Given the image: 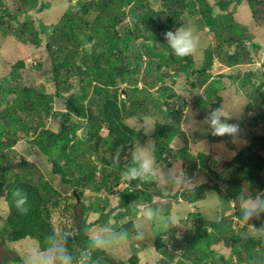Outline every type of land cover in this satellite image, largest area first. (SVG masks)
<instances>
[{
  "label": "trees",
  "instance_id": "trees-1",
  "mask_svg": "<svg viewBox=\"0 0 264 264\" xmlns=\"http://www.w3.org/2000/svg\"><path fill=\"white\" fill-rule=\"evenodd\" d=\"M38 1L20 0L14 13L4 0H0V34H14L17 40L29 42L36 48L42 46V36L46 35V51L52 63V80L38 87L23 82L24 60H19L10 74L0 78V199L4 200L8 210L0 229V238L7 244L31 238L38 242L41 252L48 254L49 238L54 236L57 240L63 238L64 246L72 257L71 264H119L110 261L113 255L90 246L92 238L88 235L89 230L108 223L114 210L107 212L110 207L108 198L86 202L88 191L97 195L104 192L116 195L120 201L118 217L136 218L140 206L151 208L156 215L171 214L170 210L158 207L154 181L126 176L127 167L133 163L132 151L145 137L142 131L129 126L126 120H155L154 154L158 163H166L163 155L171 153V143L182 131L181 119L187 106L186 98L175 90L182 75L188 82L191 81L193 89L209 84L205 91L207 97L198 96L196 104L201 103L203 110L212 111L223 104L219 92L224 87L219 82L221 80L211 74L216 60L221 61L222 66L232 68L242 61L250 62L251 52L259 46L255 43L248 47L244 32L239 33L235 29L236 12L230 11V7H237L244 0H216L221 14L217 16H214V8L207 0H164L162 9L158 11L152 9L146 0H76L81 15L67 11L53 25L40 21V26H37L34 20L28 18L21 25H14V21L21 15H28ZM247 2L253 19H257L264 1ZM48 7L41 4L38 11ZM186 11L190 15L200 12L202 22L199 20L198 25L219 30L222 38L223 29L230 31L222 46L216 45L205 51V61L198 69L192 54L175 56L164 36L167 31H175L184 24ZM92 14L95 17L87 20ZM128 16L135 18L134 25L119 28ZM227 43L230 46L235 44L236 50L226 49ZM34 70L42 71V63H37ZM255 75L256 72H252L243 78H232L241 80L244 88H252L257 93V97L253 92L249 94L251 101L247 111H258L254 120V125H258L264 121V78H261V84L255 86ZM222 77L225 76L222 74ZM48 84L55 85L54 93L49 91ZM123 84L126 86L122 87ZM217 85L221 89H215L216 100L212 103L207 99L212 98L213 87ZM120 93L125 95L124 100L119 98ZM61 98L65 99V108L57 111L55 101ZM50 119H58L56 131L50 128ZM104 128L108 131L105 136L101 133ZM208 137L213 143L228 144L233 136ZM20 140L30 142L49 158L51 173L58 176L61 184L71 189V193H61L25 157H21L18 165L14 163L17 156L9 155L8 151L15 153L14 147ZM236 150L233 158L224 163L231 176L224 181L227 189L222 188V183L210 180L200 186L201 190L208 188L231 202L240 196L244 191L242 185L247 183L251 196L264 199V134H254L246 146ZM126 153L131 160L126 161ZM181 156L193 161L191 170L200 166L211 171V159L205 153L198 155V163L186 150ZM122 181L127 183V187L118 190ZM17 189H23L28 194L26 212H21L13 199V192ZM197 191L195 195L189 191L181 193L182 198L189 204L204 200L201 191ZM65 213H70L75 223L65 229V233L66 230L74 232L72 236L65 235L63 229L56 232ZM90 214H98L99 218L88 224ZM235 214L238 223L244 221L241 208ZM191 215L198 217L197 214ZM246 223L255 231L264 232V212ZM194 225L182 241L173 238L170 253L166 251L164 237L170 233L175 236L176 227L159 235L155 248L165 255L159 264H188L191 260L193 264H264V234L259 238H244L241 235L243 231L225 226L222 220L207 221L200 216L194 219ZM111 227L114 232H123L128 238L136 231L133 221L125 225L116 223ZM210 228L213 232H208ZM67 238H71L70 246L66 244ZM222 242L231 248L230 256L236 257L235 263L212 250L214 245ZM85 250L87 257L82 255ZM178 251L181 255L176 260ZM216 258L221 262H217ZM16 260L22 262L20 257ZM139 262L138 256L130 259L131 264Z\"/></svg>",
  "mask_w": 264,
  "mask_h": 264
},
{
  "label": "rangeland",
  "instance_id": "rangeland-1",
  "mask_svg": "<svg viewBox=\"0 0 264 264\" xmlns=\"http://www.w3.org/2000/svg\"><path fill=\"white\" fill-rule=\"evenodd\" d=\"M4 2L11 12H17L20 0H4ZM146 2L152 9L156 11L161 10L164 5V0H146ZM207 2L214 8V16H217L218 14L221 15L219 8L216 6V0H207ZM41 4H47L49 7L42 12L38 11ZM25 9L27 10V8ZM67 11H73L76 14H80L81 8L79 5H77L76 0H39L36 7L31 9V11L28 13L30 16L21 15L18 17V19H16L17 21H14V25L18 26L17 23L21 25V23H24V20L27 18L34 20V23L37 26H40V21L44 24L53 25L56 24L59 19H61L63 15L67 13ZM230 11L233 13L236 12L234 15V20L237 27H235V29L239 33L242 31L244 32V35L246 36L245 41L248 47H251V45H254L255 43L259 47L257 49L254 48L255 50L251 52L252 57L250 62L242 61L232 68L222 66L221 61L216 60L211 74L213 75V78L221 80L219 82L224 87V90H220V85L214 86V90L211 94L212 98H208L207 100L213 103L216 100V98H214L215 89L217 90L220 88L219 95H221L223 98L222 106L224 107V114L226 116L229 115L228 122L239 125V132L236 136L231 138L230 143L228 144L216 142L213 143L209 139L208 136L212 134L210 133L208 125L204 121L205 117L210 111L203 110L201 103L198 105L196 104L198 96H203L205 98L207 97L205 91L207 90L209 84H206V86L202 87L201 89L199 87L193 89L189 83L191 81L188 82L184 75H182V78L175 85L176 92L179 95L185 97L187 100V106L184 109L183 117L181 119L182 131L171 143V153L163 155V158L167 159L166 163H158L154 154V148L156 145V137L154 135L156 130L155 120L150 118H147L144 121H138L136 119L126 120V123L129 126L135 128L138 131H142L145 136L142 142L138 143L134 151H146L154 158L159 169V179L152 180L157 185L155 191L158 192V196L155 198V201L157 202L159 208L170 210L171 214L169 216L158 214L155 215L150 221H146L141 214L142 210L145 209L146 206H140L138 209L139 213L136 218L118 217V214L120 213L118 210L120 201L116 195H108V193L105 192L97 195L96 193L92 194L88 191L85 197L86 202L95 201V198H101L102 200L108 198L110 200V207L107 209V212L114 210L108 223L103 226L99 225L93 227L89 230L88 235L91 238H93L98 232H114L111 226L116 223L125 225L126 223L133 221L135 224L137 233L134 231L135 233H132L133 236L128 239V242L124 246L120 247L118 250H114L112 248L102 249L109 255L114 256L110 258V261L113 263L120 264V262H123L124 264H131L130 259L133 256H138V258H140L139 264H159L160 261L165 258V255L158 252V250L155 248V241L159 235L168 232L172 227H176L177 233L175 236L174 234L170 233L164 237V241L167 243L166 251L170 253L172 251V243L174 241L173 238L178 241H182L183 238L189 235V229L195 226L194 219L198 218L199 216L204 217V219L207 221L222 220L225 226H233L234 229L238 230L239 232L243 231L241 235L244 238H259L264 234V232L260 233L255 231L252 226H247L245 221L240 223L237 222L238 217L236 216L235 211L240 208V196L236 200H231L230 202L213 190L208 188L201 190L200 188V186L203 184L208 183L210 180H214L222 183V188L226 190L227 185H225L224 181L229 180L231 176L229 171L224 168V163L230 161L233 158V155H235V152L237 151L236 149L246 146L254 134H264V121L258 125H254V120L258 117V111H247L248 102L251 101V99H249V94H252L251 92H253L254 97H257V93H255L254 89L252 88H244L241 80L236 81L233 79L237 77L243 78L246 74L256 72V75L254 76V82L255 86H257L261 84V78H264V76L259 77L257 75V73L259 75L264 74V5L261 6L257 19H253L252 11L247 0L239 4V7L232 5L230 7ZM94 17L95 15L92 14L91 17H87V20L93 19ZM199 20L201 21L200 12L195 15H190V13L186 11L185 16L183 17L184 24L194 26L199 36V45L192 53L197 69L200 68L201 64H203L205 61V51L210 47H216V45L222 46L226 41L224 38L230 34L229 30L223 29L224 31H222L221 34L224 33V38H222L219 30H212L211 28L208 29L205 26L198 25ZM134 23L135 18L128 16L119 26V28L126 26L132 27ZM245 26H247V29L243 30ZM42 38V46L40 48H36L29 42H21L17 40L14 34H9L8 36L0 34V78L10 74L13 70V65L19 60H24L26 67L22 73L24 76L23 82L26 85H37L38 87L41 83L52 80L50 76L52 63L46 51L48 37L44 35ZM229 46L230 45L227 43L225 48L230 49L232 52L236 50L235 44L231 45L230 47ZM37 63H42V71L34 70ZM222 74L225 77L220 78ZM192 80L196 81L195 78H192ZM168 84L170 85V83ZM121 86L124 87L126 84ZM140 86H142V84H140ZM47 87L51 93H54L56 90V87L53 84H48ZM262 91L264 92V89ZM119 98L124 100L125 97H122V93H120ZM179 104L180 103H178L176 107H178ZM55 108L57 111L64 110L65 99H56ZM57 120L50 119L49 121L51 124H49L50 128L53 131L58 129ZM107 132V129L104 128L101 133L105 136ZM80 136L82 137V130L80 131ZM14 149H16L14 150L15 153L8 151V154H14L17 156V158L14 160L15 164L17 163L18 165L20 163L21 157H25V159H27L29 162L36 165L39 172L44 177L48 178L49 181L54 183L61 193H71V189L67 188V186H63L58 176H55L51 173L52 165L49 158L45 157L37 147L30 144L28 141L20 140ZM185 150L187 151V154L195 160L196 163L199 162L198 155L200 153H205L206 157L211 159V171L203 169L200 166L191 170L193 161H191L190 158L187 159L181 156L182 151ZM124 158L126 161L131 160L128 153H126ZM168 164H171V166H168ZM14 170L16 169L14 168ZM171 175L176 176L177 182L169 179ZM185 179L194 181L195 185L191 188V190L184 187ZM126 187L127 183L122 181L118 190H122ZM242 187L244 189L243 192H247L251 195L250 187L247 183H244ZM197 190L201 191L204 200H201L194 205L184 201L181 193L183 194L189 191L193 192L195 195L198 193ZM220 205H223V207H219ZM68 214L66 215L65 213V217L62 219L56 232L59 233L61 232V229H63L65 235L68 233L72 236L74 232H67L66 230L65 233L67 226L72 227L75 224L72 217L70 216V213ZM191 214H197L198 217L195 218ZM7 215V205L4 200L0 199V229L4 225ZM190 215L193 216V218ZM156 216L165 218L164 222L159 226L157 224ZM171 217H174V219L172 220ZM57 218L58 213L55 214V219ZM98 218V214H90L88 215L87 223H92ZM236 222L238 224H236ZM141 230L144 233V238L138 239L137 235L139 232H141ZM208 232H213V228H210ZM226 234L227 233L224 235ZM146 248L153 249L151 256L145 255L144 250ZM39 249L38 242L31 238L17 243L8 244L5 242L3 243V239L0 238V264H33L31 259L33 255H46V253L41 252ZM212 250H214L220 257H225L226 259L231 258L233 263L236 262V257L230 256L231 248L227 246L225 242L214 245ZM180 255L181 252L178 251L176 253V260L180 259ZM18 257L22 259L21 263L17 262L16 259ZM216 259L217 262L220 261V259ZM188 262V264H193L192 260Z\"/></svg>",
  "mask_w": 264,
  "mask_h": 264
},
{
  "label": "clouds",
  "instance_id": "clouds-1",
  "mask_svg": "<svg viewBox=\"0 0 264 264\" xmlns=\"http://www.w3.org/2000/svg\"><path fill=\"white\" fill-rule=\"evenodd\" d=\"M164 36L167 41V45L172 50V53L177 57H185L187 55L192 54L199 45V36L197 30L194 26L191 25H185L182 23V25L176 28L175 31L169 30L164 34ZM122 97H125L123 93ZM228 117L229 115L226 116L224 114V107L221 106L210 111L205 117L204 122L208 125L210 133L213 136H236L239 132V125L236 123L228 122ZM116 159H119V152L117 153ZM132 161V165L128 166L126 171V176L129 179L140 178L145 181L159 179V169L156 165L154 158L151 156L150 153L146 151H133ZM169 179L174 182H177V178L175 175H171ZM194 185V181L185 179V188L191 190ZM77 198L80 202L79 197ZM13 199L17 205V208L21 212L27 211L26 205L28 202V194L23 189L15 190L13 192ZM239 200L241 214L245 222L250 220L253 216H257L260 213L264 212V199H258L254 196H251L247 192H241ZM219 207L222 208L223 205H220ZM141 214L146 221H150L156 215L154 211L148 207L143 209ZM156 219L157 224L159 226L164 222L165 218L156 216ZM171 219L173 220L174 217H171ZM137 238H144V233L142 230L138 233ZM128 239V236L123 232H98L92 238L90 246L93 249L112 248L114 250H118L120 247L124 246L128 242ZM49 240L50 243L46 249V252L48 254L33 255L31 257L33 264H71L72 257L71 255H69L68 251L64 246L63 238L57 240L54 236H52L49 238ZM144 253L147 256H151L153 253V249L146 248L144 250ZM82 255L87 257V250H85Z\"/></svg>",
  "mask_w": 264,
  "mask_h": 264
},
{
  "label": "water",
  "instance_id": "water-1",
  "mask_svg": "<svg viewBox=\"0 0 264 264\" xmlns=\"http://www.w3.org/2000/svg\"><path fill=\"white\" fill-rule=\"evenodd\" d=\"M70 242H71V238H67V239H66V244H67V246H70Z\"/></svg>",
  "mask_w": 264,
  "mask_h": 264
},
{
  "label": "bare ground",
  "instance_id": "bare-ground-1",
  "mask_svg": "<svg viewBox=\"0 0 264 264\" xmlns=\"http://www.w3.org/2000/svg\"><path fill=\"white\" fill-rule=\"evenodd\" d=\"M239 7V6H238ZM190 10V9H189ZM237 10V9H236ZM202 22V21H201ZM240 27V26H239ZM234 33V32H233ZM223 40V39H222Z\"/></svg>",
  "mask_w": 264,
  "mask_h": 264
},
{
  "label": "crops",
  "instance_id": "crops-1",
  "mask_svg": "<svg viewBox=\"0 0 264 264\" xmlns=\"http://www.w3.org/2000/svg\"><path fill=\"white\" fill-rule=\"evenodd\" d=\"M264 1V0H263Z\"/></svg>",
  "mask_w": 264,
  "mask_h": 264
}]
</instances>
